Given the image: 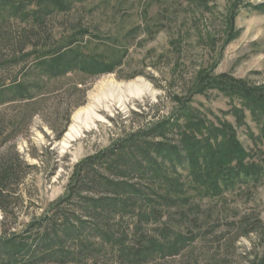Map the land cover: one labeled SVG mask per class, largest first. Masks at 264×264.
<instances>
[{
	"label": "rangeland",
	"instance_id": "1",
	"mask_svg": "<svg viewBox=\"0 0 264 264\" xmlns=\"http://www.w3.org/2000/svg\"><path fill=\"white\" fill-rule=\"evenodd\" d=\"M26 6L30 11L36 5ZM230 14L234 37L228 40ZM80 30L89 33L76 35ZM71 37L82 41L85 51L109 59L122 49L127 52L112 73L42 76L44 90L33 100L0 106V169H12L8 181L0 185L4 194L0 239L27 238L25 242L40 256L38 239L54 236V224L63 225L67 218L83 222L82 243L89 249L84 261L69 259L66 264H121L88 229L92 217L85 199L97 198L101 191L86 187L78 195L70 192L76 165L112 149L120 138L168 119L175 124L165 137L170 142L177 143L184 128L211 144L213 132L231 129L250 162L264 165V118L257 120L244 109L238 121L233 108L238 101L217 89L193 95L185 107L174 99L187 97L197 73L205 69L211 76L228 75L252 86L264 85V0H88L48 16L42 25L31 18L0 16V87L32 82L38 76L33 62L49 58ZM162 152L160 156L167 153ZM189 154L170 156L175 160L184 156L181 163L174 162V169L186 188ZM130 181L143 184L136 178ZM187 195L188 204L162 208V220L144 228L152 232L169 222L177 230L197 232L203 227V234L181 255L155 264H187L189 256L201 264H257L264 258V179L211 199H201L190 188ZM181 209L187 215L179 216ZM134 215L110 217L106 225L118 234L128 228L131 239ZM65 247L74 254L79 243L66 242ZM52 250L58 251L59 246Z\"/></svg>",
	"mask_w": 264,
	"mask_h": 264
},
{
	"label": "trees",
	"instance_id": "2",
	"mask_svg": "<svg viewBox=\"0 0 264 264\" xmlns=\"http://www.w3.org/2000/svg\"><path fill=\"white\" fill-rule=\"evenodd\" d=\"M86 1L88 0H0V16L7 15L8 19L17 17L22 21L31 18L34 23L42 25L48 16L68 12L75 3ZM28 4L36 6L28 11L26 6ZM233 18L234 15L230 14L227 19L228 40L234 37ZM88 33L87 30H80L76 35L84 36ZM67 41L66 45L49 58L40 57L33 62V69L37 71L38 76L32 82L14 81L0 87V106L9 102L33 100L44 90L42 76L48 75V79H56L71 72H79L90 77L112 73L127 52L126 49H122L115 58L109 59L102 53L85 51V44L82 41L78 42L72 37ZM31 53L23 57L27 58ZM33 89L39 93L36 94ZM75 89L78 90L77 86ZM209 89H217L233 101H238L239 106L233 107L234 116L238 121L242 120L241 113L244 109L250 111L257 120L264 118V85L252 86L228 75L211 76L208 69L197 73L187 97L174 99L179 106L185 107L193 95L202 94ZM173 126L174 122L168 119L156 122L149 128L139 129L120 138L112 144V149L87 157L76 165L73 171L75 184L70 191L71 194L78 195L86 187H90L96 193L98 190L101 191L97 198L85 199L86 211L92 217V226L88 229L94 231L102 243L107 244L121 264H155L157 260L179 256L190 248L197 235L203 234V227L197 232L188 229L177 230L169 222L160 224L152 232L144 228L162 220V208L188 204V188L195 191L201 199H211L220 197L224 192H232L241 184L256 185L264 179V165L250 162L248 154L231 129L226 133L220 131L218 133L222 134L219 135L218 133L214 135L213 132L211 144L208 139H198L195 136L196 132L184 128L178 134V142L173 143L165 139ZM158 139H164L166 142H158ZM162 151L167 153L160 156ZM151 152H154L155 156H152ZM187 152L190 153L188 156L192 160L189 163L190 181L186 188L174 169V162L181 163L184 156L178 160L171 159L170 156L174 154L179 157ZM97 167L104 171L106 176L99 174ZM11 175L10 167L1 168L0 185L6 183ZM133 178L139 179L143 184L131 182ZM1 195H4L2 191L0 197ZM127 213L135 214L131 239L128 228L118 234L113 226L106 225V219L115 216L125 217ZM178 213L179 216L187 215L182 209ZM75 224L81 228H76ZM82 227L83 222H70L67 218L63 225L57 227L54 224V232L57 231L54 236L45 234L38 239L40 246L37 249L41 250L40 256L35 253V248L25 242L27 238L25 240L15 236L1 238L0 264H31L48 260L66 264L69 259L84 261L89 247L82 243ZM75 241H78L79 247L77 252L72 254L65 244ZM37 242H34V246H37ZM55 246H59L58 251L52 250ZM43 249L45 252H42ZM58 252L60 256L56 255ZM187 264L201 263L199 260L194 263L193 256H189ZM257 264H264V258Z\"/></svg>",
	"mask_w": 264,
	"mask_h": 264
}]
</instances>
